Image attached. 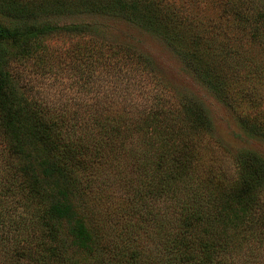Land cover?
I'll return each instance as SVG.
<instances>
[{
  "label": "trees",
  "instance_id": "1",
  "mask_svg": "<svg viewBox=\"0 0 264 264\" xmlns=\"http://www.w3.org/2000/svg\"><path fill=\"white\" fill-rule=\"evenodd\" d=\"M81 14L159 37L264 141V0H0V264H264V157L217 138L198 98L158 85L134 116L122 94L85 114L32 92L33 77L136 74L137 93L156 73L64 20Z\"/></svg>",
  "mask_w": 264,
  "mask_h": 264
},
{
  "label": "rangeland",
  "instance_id": "2",
  "mask_svg": "<svg viewBox=\"0 0 264 264\" xmlns=\"http://www.w3.org/2000/svg\"><path fill=\"white\" fill-rule=\"evenodd\" d=\"M64 20L90 23L97 31V37L102 40L135 48L149 57L156 73H153L151 78L143 77L141 91L137 93L134 90L136 74L133 75L131 81L116 79L114 74L105 79L99 74L89 77L83 82L84 87L81 88L74 83L77 81L74 77L69 78L65 75L41 76L37 79L33 77V80L30 79L32 92L34 94L36 92L51 108L64 107L67 111L68 109L77 111L78 108L83 107L81 112L86 114L84 104L91 110L95 105H102L104 96L110 94L114 98L116 94H122L126 109L137 116L149 105L151 97L156 89H159L157 87L164 86L168 92L198 98L211 118L214 135L222 142L232 148L254 149L264 157V141L246 136L236 125L233 114L192 76L182 65L181 60L159 37L122 19L110 16L81 14L69 16ZM69 41H71L70 38ZM52 46L62 50L68 46V40L60 36L55 37L52 40Z\"/></svg>",
  "mask_w": 264,
  "mask_h": 264
}]
</instances>
